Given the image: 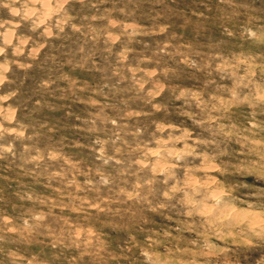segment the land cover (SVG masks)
<instances>
[{"label": "rangeland", "instance_id": "374dc122", "mask_svg": "<svg viewBox=\"0 0 264 264\" xmlns=\"http://www.w3.org/2000/svg\"><path fill=\"white\" fill-rule=\"evenodd\" d=\"M0 264H264V0H0Z\"/></svg>", "mask_w": 264, "mask_h": 264}]
</instances>
